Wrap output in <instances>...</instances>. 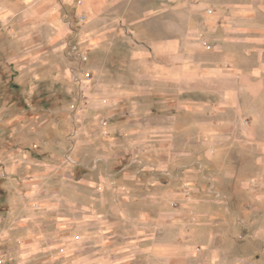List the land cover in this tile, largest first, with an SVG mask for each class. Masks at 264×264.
Returning <instances> with one entry per match:
<instances>
[{
  "label": "rangeland",
  "instance_id": "1",
  "mask_svg": "<svg viewBox=\"0 0 264 264\" xmlns=\"http://www.w3.org/2000/svg\"><path fill=\"white\" fill-rule=\"evenodd\" d=\"M91 2L0 0V264H161L181 239L264 264V98L157 99L123 53L140 9L84 24Z\"/></svg>",
  "mask_w": 264,
  "mask_h": 264
},
{
  "label": "crops",
  "instance_id": "2",
  "mask_svg": "<svg viewBox=\"0 0 264 264\" xmlns=\"http://www.w3.org/2000/svg\"><path fill=\"white\" fill-rule=\"evenodd\" d=\"M91 4L93 19L80 16L84 24L118 23L117 13L140 9L144 42L123 53L130 56L129 73L136 81L158 85L157 99H201L189 102L204 112L218 113L235 110L243 99L264 98V0H92ZM104 9L113 15L106 18ZM97 72L100 81L107 76L102 67ZM129 80L115 74L104 84L120 94L133 87ZM118 94L110 99H120ZM144 96L150 95L146 91ZM177 242L171 247L178 250L176 259L156 257L159 263L228 264L225 253L212 252L214 244L208 255H200L182 239Z\"/></svg>",
  "mask_w": 264,
  "mask_h": 264
}]
</instances>
